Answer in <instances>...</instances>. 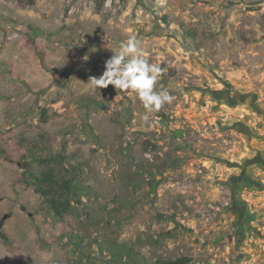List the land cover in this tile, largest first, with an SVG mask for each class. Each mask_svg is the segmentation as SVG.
<instances>
[{"label": "rangeland", "instance_id": "1", "mask_svg": "<svg viewBox=\"0 0 264 264\" xmlns=\"http://www.w3.org/2000/svg\"><path fill=\"white\" fill-rule=\"evenodd\" d=\"M130 32L155 113L89 83ZM0 150V264H264V0H0Z\"/></svg>", "mask_w": 264, "mask_h": 264}, {"label": "clouds", "instance_id": "2", "mask_svg": "<svg viewBox=\"0 0 264 264\" xmlns=\"http://www.w3.org/2000/svg\"><path fill=\"white\" fill-rule=\"evenodd\" d=\"M112 50L114 54L105 61L102 75L89 79L93 90L107 88L110 84L120 91L130 90L146 113L158 112L165 103L172 102L167 89L155 90L162 69L158 63L149 61L134 33L130 32L127 39L119 43L118 50Z\"/></svg>", "mask_w": 264, "mask_h": 264}, {"label": "trees", "instance_id": "3", "mask_svg": "<svg viewBox=\"0 0 264 264\" xmlns=\"http://www.w3.org/2000/svg\"><path fill=\"white\" fill-rule=\"evenodd\" d=\"M106 89V88H105ZM108 89V88H107ZM40 114L41 116H44L46 114V111L44 108L40 107ZM7 152H3L0 150V156L3 154H6ZM34 180L31 182L32 187L41 195L49 198L53 192V187L52 185L56 182V179L54 177V174L52 172L49 173H44L41 176L36 175L33 178ZM73 184L70 185L68 183V180L66 181V185L69 188V191H74L76 188L75 184L73 181H71ZM49 202L52 208H54L60 217L62 215V210L61 207L59 208V202L56 201L52 196L49 198ZM0 236L7 240V235L0 231ZM110 250L112 248V256L114 259H128V260H133L135 259V251L134 248L132 247H126V246H110ZM192 261V258L189 256H183V257H178L173 260H167L164 262L165 264H189ZM88 264H94V261L90 260Z\"/></svg>", "mask_w": 264, "mask_h": 264}, {"label": "flooded vegetation", "instance_id": "4", "mask_svg": "<svg viewBox=\"0 0 264 264\" xmlns=\"http://www.w3.org/2000/svg\"><path fill=\"white\" fill-rule=\"evenodd\" d=\"M244 97H246V95H244ZM232 179L234 180V183L244 182L246 184L252 181L251 177L247 175L245 167H241L240 173L238 175H233Z\"/></svg>", "mask_w": 264, "mask_h": 264}, {"label": "water", "instance_id": "5", "mask_svg": "<svg viewBox=\"0 0 264 264\" xmlns=\"http://www.w3.org/2000/svg\"><path fill=\"white\" fill-rule=\"evenodd\" d=\"M9 216V214H5V216L2 219V222Z\"/></svg>", "mask_w": 264, "mask_h": 264}, {"label": "built area", "instance_id": "6", "mask_svg": "<svg viewBox=\"0 0 264 264\" xmlns=\"http://www.w3.org/2000/svg\"><path fill=\"white\" fill-rule=\"evenodd\" d=\"M111 1H112V0H108V3L111 4Z\"/></svg>", "mask_w": 264, "mask_h": 264}]
</instances>
